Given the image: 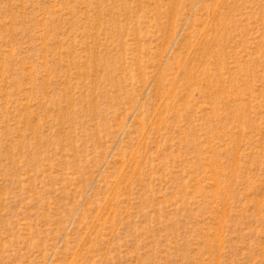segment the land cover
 <instances>
[{"label":"rangeland","instance_id":"374dc122","mask_svg":"<svg viewBox=\"0 0 264 264\" xmlns=\"http://www.w3.org/2000/svg\"><path fill=\"white\" fill-rule=\"evenodd\" d=\"M0 264H264V0H0Z\"/></svg>","mask_w":264,"mask_h":264}]
</instances>
